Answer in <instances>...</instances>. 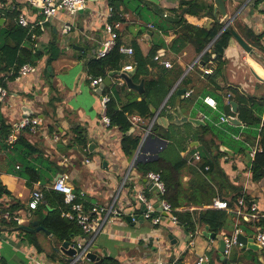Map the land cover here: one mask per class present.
Here are the masks:
<instances>
[{
  "label": "crops",
  "instance_id": "0c3cea01",
  "mask_svg": "<svg viewBox=\"0 0 264 264\" xmlns=\"http://www.w3.org/2000/svg\"><path fill=\"white\" fill-rule=\"evenodd\" d=\"M179 2L180 0H86L81 13L59 11L47 22L38 25L43 19L39 8L30 6L26 0H0V15L4 16L5 8L8 11V16L2 18L4 22L0 28H8L17 22L18 17L11 20L14 15H24L30 24L36 25L31 33L20 26L30 37L22 47H28L32 53L39 55L35 64L30 65L33 67L32 72L13 79L10 73L4 79L9 98L4 104H0V119L12 132L8 137L10 147L3 149L0 144V182L10 193L9 198L4 196L0 200V209L10 208L14 204L21 206L13 213L20 220V223L13 221L17 230L0 229V259L4 264H69L67 257L56 251L61 243L70 241L86 244L91 241L82 231L59 242L43 231L19 230L21 226H30L33 221L28 210L31 193L37 189L41 192L50 189L58 175L67 177L73 192L79 196L77 198L88 211H97L98 208L107 210L101 214L95 211L102 224L101 231L92 240V244L97 247L94 253L102 260V264H107V259H111L113 264H198V258L203 256L208 259V264H222L218 256L219 243L216 238L211 237L214 234L207 226H196V230L189 233L178 222L174 224L170 215L165 217L155 208L160 203V198L156 191L143 183L148 180L138 167L141 162L137 163L134 155L130 158L123 155L120 146L122 133L117 127L103 126L100 120L101 95L96 93L97 87L90 86V77L86 72L88 61L97 58V52L108 38L105 29L107 24H110L120 45L130 47L133 51L136 48L141 58L148 55L153 44L162 42L165 47L160 48L153 59L157 63L156 67L146 66L141 75H137L134 54L131 57L122 55L119 71L132 65L134 73L131 81L135 85L142 82V94L128 88L119 76L111 78L110 87L113 89L110 96L118 109L130 97H136L138 101L144 99L145 83L159 79L163 69H171L165 68L164 62L173 65L174 62H184L181 59H187L191 55L189 48L183 49L178 55L173 54L169 46L175 37L174 31L167 29L163 34L159 29V26H165L172 18L169 10L176 9ZM225 5L229 16L236 15L233 22L238 20L254 33L262 34L261 40L264 43V1L256 7L254 0H227ZM110 8L112 15L109 18ZM185 19L187 23L198 27H203L209 20L192 16H185ZM65 25L71 26L67 34L62 32ZM81 42L87 45V51L78 49ZM240 56L241 47L233 39L227 49L223 50L226 65L216 80V85L204 78L209 70L200 67V57L197 56L157 106L146 99L149 108L159 110L157 117L165 119L167 125L163 122L150 124L152 119L143 121L138 116H131L129 122L133 130L129 134L140 136V142L143 139L148 154H152L157 145L146 143V137L151 134L152 137L160 138L151 133L153 125L157 124L165 129L174 126L170 128V135L176 145L167 150L169 142L164 140L166 145L156 160L163 157L170 163L177 162L178 158L185 161L186 165L181 170V182L185 190L200 173L198 148L201 143L213 140L215 145H219L223 154L219 159L222 173L215 171L216 174L211 179L203 178L208 196L182 195L179 197L180 205L174 212L193 213L213 209L214 201L227 204L237 195L236 190L241 188V193L252 201V205L249 208L244 204V215H236L237 202L233 208H228L226 211L231 217L227 228L214 236L219 235L225 240L237 233L255 242L256 228L262 226L264 221V178L253 183L249 172L254 154L259 148L258 138L253 145L244 143L247 149L243 152L236 146L245 137L243 126L236 128L238 132L232 134L236 143L227 141L221 144L218 133L214 136L202 134L200 130L207 123L219 130L223 124H227L219 121L224 114L217 109L218 99L227 103L228 96H223V89L235 87L247 95L264 96V66L255 63L257 53L253 56L247 54L249 60H246L247 57L240 60ZM185 75L191 81L186 87H180V81ZM178 91H183L184 94H178ZM159 95L156 93L153 97L154 103H158ZM205 98L212 99L216 104L215 108L204 103ZM163 110H167L166 114H170V118L161 115ZM173 115L198 119L202 125L194 126L187 121L174 125ZM23 118L38 121L33 131L18 129V123ZM134 118L137 120L134 121ZM235 121L236 118L227 125ZM261 121L264 122V110ZM187 135L185 148L180 150L182 137ZM200 135L202 142L198 141L200 138L196 139ZM21 137L38 151L44 160L43 164L36 154L30 156L15 152L13 147ZM216 153L212 146L208 156H216ZM196 154L199 160L194 159ZM23 160L30 165V170L37 172L32 175L31 180L25 177L21 165ZM138 194L144 195L152 204L154 216L160 218L157 225L143 217V204L139 201ZM240 199L243 200V197L237 201ZM7 213H4V218ZM126 215H132L134 221H127ZM205 233L210 236L206 237ZM228 259L234 264H261L264 262V248L252 251L233 245Z\"/></svg>",
  "mask_w": 264,
  "mask_h": 264
},
{
  "label": "trees",
  "instance_id": "16d2710c",
  "mask_svg": "<svg viewBox=\"0 0 264 264\" xmlns=\"http://www.w3.org/2000/svg\"><path fill=\"white\" fill-rule=\"evenodd\" d=\"M264 0H254V6H258ZM213 0H180L178 7L174 10H169L172 14V18L168 20L165 26H159V29L165 34L167 29L174 31L175 37L171 41L169 49L175 55H178L183 49L189 48L191 55L185 60L174 62L171 69L164 70L162 76L157 80L147 81L144 88V99L137 100L136 97H130L125 103H122L118 109L115 101L111 98L107 104V116L109 117L110 126L117 127L122 133L121 139V151L124 156L132 157L140 143V136L134 133L128 134L130 131L131 124L129 117L138 116L143 121L151 120L153 114L150 111L149 105L146 99L157 106L166 96L167 92L171 87L182 77L184 72L187 70L188 64H190L197 56H200L199 62L201 63L202 69L209 70V73L204 75V78L216 85V80L221 75L223 68L226 65V60L223 58V54L220 53V49H227L231 40H233L230 30L225 28L219 36L218 33L223 27V23L213 21L211 28L206 29L204 27H198L187 23L185 16H192L196 18H207L212 19ZM4 16L0 15V19L8 16V11L5 8L3 10ZM17 15H14L11 20L17 19ZM231 28L245 41V43L257 51L260 54V60L264 61V43L261 40L262 34H256L254 31L247 26H244L237 20L231 24ZM217 36V38H216ZM30 37L27 36V31L20 27L15 22L12 23L8 28H0V86L5 87L4 79L11 73L12 79L16 77L18 70L23 65H34L39 59L38 54L32 53L28 47H22L23 43ZM209 49L202 54L204 49L213 41ZM121 46L116 39L115 47L109 51L102 58H92L86 65V72L90 79L96 77L105 78L111 72H119L122 55L118 52V47ZM165 47L164 43L159 42L153 44L151 50L145 58H141L138 54V50L135 48L133 51V59L135 61V67L137 69V75H141L142 70L148 67H156L157 63L153 61L157 51L160 48ZM202 54V55H201ZM214 56V57H213ZM200 65V64H199ZM191 81L188 75H185L179 86L186 87ZM259 86L263 84L258 83ZM113 87L105 88L103 94H111ZM215 89L218 87L215 86ZM214 90V88H213ZM159 93L158 103H154V96ZM223 96H228L227 103H224L220 99L217 101V109H219L225 116H233L237 121L232 122L231 125L223 124L221 130L217 129L213 125L207 123L204 127H201V133L213 134L214 136H220L223 142H232V134H236L238 130L236 128L243 126L245 132L243 134L244 139L236 144L240 147L241 151H245L244 143L248 146L253 145L256 138H258V150L255 152L253 160L250 165V180L253 183H257L264 178V122L261 121V117L264 110V96L247 95L240 92L235 87H227L222 90ZM221 101V102H220ZM172 105V102H170ZM167 110H163L161 115L168 116ZM171 113V112H170ZM219 118V117H218ZM174 126H170L167 129L160 128L159 125L154 124L151 133L159 136L161 139L168 141V149H172L176 142L170 135V130ZM12 129L7 127L3 120L0 119V144L1 148H9L8 137L10 136ZM200 136H197L198 140ZM187 137H182L180 150H184L185 141ZM24 140V141H20ZM201 141V138L200 140ZM214 146L217 151L216 156H208L211 151V147ZM219 145H215L214 141L209 142L203 141L198 148L200 161L198 162L197 179L192 180L186 190L183 188L181 182V170L185 167V161L178 158L177 162L170 163L163 157L159 158L155 162L139 164V169L143 174L150 171L160 173L162 181L165 184V194L162 196L173 209V215L176 217L178 224L187 232L193 233L196 230V226H207L209 230L217 235L222 229L227 228L229 218L231 217L227 211L208 209L201 212H184L177 213L174 210L179 207V197L182 195H189V197H207L206 193L208 189L204 186L203 182H206L203 178H210L216 174L215 171L221 172L219 166V159L223 155L219 150ZM15 152H20L25 155H38L37 159L42 164L44 160L38 151H35L30 147L25 139L22 137L14 145ZM197 150V149H195ZM38 162V163H39ZM40 163V164H41ZM25 177L28 180L32 179V175H36L34 169H29L28 165L24 160L21 161ZM32 168V167H31ZM206 168V169H205ZM52 172V170H51ZM56 172V171H55ZM53 172V174L55 173ZM224 176V175H223ZM201 178V181H200ZM226 179V177L224 176ZM235 190L234 188H232ZM237 195L233 196L230 201L226 204L228 208H233L237 199L243 197V202L246 207L250 208L252 201L241 193V188L236 190ZM42 193V201L36 208L29 207L28 210L33 221H36L43 230L49 232L52 237L56 240L64 241L68 240L71 235L77 234L79 227L67 219L61 217V213L67 209L63 203V196L59 193L54 192L51 189H47ZM10 193L0 182V200L4 196H8ZM79 197V196H77ZM80 201V199H78ZM21 206L18 204L12 205L10 208L0 209V229L8 228L17 230V225L13 222L12 218L15 216L14 211H17ZM85 210L87 211L86 206ZM50 209V210H48ZM8 212L11 219L4 218V213ZM107 264H113L111 259H107ZM0 264H4L0 259ZM178 264V263H177Z\"/></svg>",
  "mask_w": 264,
  "mask_h": 264
},
{
  "label": "built area",
  "instance_id": "2783aa9c",
  "mask_svg": "<svg viewBox=\"0 0 264 264\" xmlns=\"http://www.w3.org/2000/svg\"><path fill=\"white\" fill-rule=\"evenodd\" d=\"M27 4L30 6H34L40 9L41 15L43 17L42 21L37 23L38 25H42L43 23L47 22L50 18L54 17L57 12L65 11L70 14L77 13L78 11L82 10L85 7L86 0H26ZM2 11V5L0 3V13ZM112 15V9H109V18ZM17 23L28 29V32L31 33L32 29L35 27L36 24H30L24 15H19L17 19ZM106 32L108 33L107 40L102 44L101 49L97 52V58L104 57L109 51H111L116 45V34L113 32L110 24H107ZM71 30L70 25H65L63 27L62 32L64 34L69 33ZM118 52L121 55H127L131 57L133 55V50L130 47H118ZM163 66L165 68H171V64L169 62H164ZM133 66L128 65L124 67V70L130 71L132 70ZM33 71V67L30 65H23L16 75V77L24 76ZM102 77H96L90 79V86L91 87H98L103 82ZM189 93V92H188ZM187 93V94H188ZM9 98L8 91L5 87L0 86V104H4ZM110 100L109 94H103L100 98V120L103 123L104 127H110L109 117L107 116V104ZM204 103L208 106L215 108V102L212 99L205 98ZM235 117L233 116H225L222 115L219 118L221 123H229L233 121ZM134 121L137 119H133ZM38 121L36 119H29L23 118L18 123V129L33 131L35 126H37ZM195 160H199V156L196 154L194 156ZM146 179L152 186L156 189V194L160 198V208L162 213H166L170 215V220L176 224L177 219L173 215V209L171 208L170 204H168L164 199H162L163 195L165 194V184L162 181L160 173L157 172H148L146 173ZM50 189L56 193H59L63 196V203L66 205L67 209L61 213V217L67 219L71 222H74L82 233L86 234L91 238V241L87 242L86 244L82 245L79 242H75L79 251L77 252L76 256L69 262V264H79L78 262L80 259L82 260L85 256V253L88 251V248L91 246V242L94 237L101 231V218L98 215H95L96 210L86 211L83 203L78 200L77 195L73 192L71 185L67 182V177L63 176L58 178L53 184L50 186ZM139 201L144 205L146 212L144 213L143 217L147 220H150L153 225H157L160 221L159 216H154L155 210L152 204L145 198L144 195L138 194L137 195ZM42 193L40 190H34L30 195L29 207L36 208L42 201ZM213 209L217 210H227L228 206L225 202L222 201H214L212 204ZM99 214L107 212L104 208H98L97 211ZM236 215H244V202L242 199L237 201L236 207ZM94 213V214H93ZM11 216L7 213L5 218L11 219L16 223H20V220L17 216ZM237 233L232 235L230 238H226L224 240L225 244V255L229 256L230 249L233 245H235V236ZM255 243H257L261 248H264V221L262 226L256 228L255 234ZM74 245V247H75ZM1 256V255H0ZM161 264V263H158ZM198 264H208V259L206 257H199Z\"/></svg>",
  "mask_w": 264,
  "mask_h": 264
},
{
  "label": "water",
  "instance_id": "95a60500",
  "mask_svg": "<svg viewBox=\"0 0 264 264\" xmlns=\"http://www.w3.org/2000/svg\"><path fill=\"white\" fill-rule=\"evenodd\" d=\"M227 0H213V10H212V19L207 20L204 23V28L206 29H210L211 28V23L213 21L218 22V23H223V27L221 29V31H219L218 35L219 36L221 34V32L228 27V29L230 30L233 39L236 41V43L241 47V49L247 53L248 55H256V52L249 47L244 40H242V38L231 28V23L233 22L234 18L236 15L233 16H229L227 14V10H226V3ZM77 13H81V10L78 11ZM4 22L3 19H0V25ZM216 36V38H217ZM213 39V41L204 49V51L202 52V54L204 52H206L209 47L211 46V44L216 40ZM79 50H86L88 49L87 45L84 42H81L80 46L78 47ZM220 53L223 54V49H220ZM201 54V55H202ZM200 57V56H199ZM198 64L201 65V63L199 62ZM134 73V70L132 71H126V70H121L119 72H111L109 73L104 79L103 82L98 85V87L96 88V93H98L99 95H102L103 91L105 88H108L111 86L112 81L111 78H113L114 76H119L120 79L126 84V86L128 88H131L133 90H135L136 92H138L139 94H142L143 89H142V82H140V84L135 85L132 83L131 81V77ZM178 94H184L183 91H178ZM166 102V101H165ZM150 111L153 114V118L150 124L153 123H158L160 124V122H163L164 125L166 126L167 123L165 121V119H161L158 118V113L159 110H155L153 108L150 107ZM189 122L194 126H198V125H202V122L198 119H192V118H187L184 117L182 115H180L179 117L173 115V124H180L183 122ZM133 129H130V131L128 132V134L132 131ZM147 142L146 143H155L157 145L156 150L152 153V154H148V149L146 148V146L144 147V143H143V139H141V142L139 143V146L134 154V160H136L137 163H144L145 161H153L156 160L158 158V154L159 152L164 148V146L166 145V142L163 139H160L158 137H152L151 134L147 135ZM92 147V145H91ZM61 176L58 175V177H56V179L54 181H56L58 178H60ZM144 184H147L148 187L150 189H152V191H156V189L152 186L151 183H149L148 181H144ZM155 208L158 209L159 212H161V208H160V204L158 203ZM141 210L143 213L146 212V209L144 207V205H142ZM163 216H167L166 213H162ZM126 220H132L134 221V218L132 215H126ZM208 229V228H206ZM19 230H25V231H43L44 233H46L47 235L51 236V234L45 230H43V228L38 225V223L36 221H32L30 223V226H21L19 227ZM206 237H209L210 235L208 233H205ZM212 238H216L218 243H219V247H218V256L220 259V262L222 264H234L230 259H228V256L225 255V244H224V239L221 236H211ZM93 241L91 242V246L88 248V251L85 253L84 258L78 262L79 264H102V260L94 253V250L97 249V247L95 245L92 244ZM75 243L70 242V241H64L61 243V246L59 247L58 250L61 252L62 254H64L67 257L68 262L72 261V259L76 256L77 252L79 251L77 245H75ZM84 245V244H82ZM235 245H239L242 250L248 249V250H252V251H260L262 248L254 242L253 239H249L246 238L244 236H242L241 234H237L235 236ZM236 264H244V263H236ZM261 264H264V262H262Z\"/></svg>",
  "mask_w": 264,
  "mask_h": 264
},
{
  "label": "rangeland",
  "instance_id": "374dc122",
  "mask_svg": "<svg viewBox=\"0 0 264 264\" xmlns=\"http://www.w3.org/2000/svg\"><path fill=\"white\" fill-rule=\"evenodd\" d=\"M238 21V20H237ZM239 22V21H238ZM256 53H257V57L255 58V59H257V60H255V63L257 64V65H259V66H264V61H262V60H260V54L256 51ZM243 57H247V54L241 49V56H240V60H242V59H244ZM242 58V59H241ZM246 60H249L248 59V57L246 58ZM256 70H258L257 68H256ZM259 75H260V73H259Z\"/></svg>",
  "mask_w": 264,
  "mask_h": 264
}]
</instances>
